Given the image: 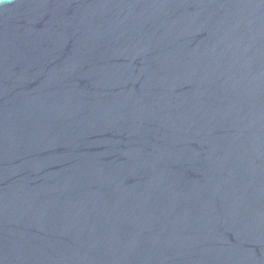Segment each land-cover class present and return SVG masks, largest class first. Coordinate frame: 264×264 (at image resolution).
Returning <instances> with one entry per match:
<instances>
[{"label":"water","instance_id":"water-1","mask_svg":"<svg viewBox=\"0 0 264 264\" xmlns=\"http://www.w3.org/2000/svg\"><path fill=\"white\" fill-rule=\"evenodd\" d=\"M0 264H264V0L0 4Z\"/></svg>","mask_w":264,"mask_h":264},{"label":"clouds","instance_id":"clouds-1","mask_svg":"<svg viewBox=\"0 0 264 264\" xmlns=\"http://www.w3.org/2000/svg\"><path fill=\"white\" fill-rule=\"evenodd\" d=\"M3 3H5V0H0V4H3Z\"/></svg>","mask_w":264,"mask_h":264}]
</instances>
